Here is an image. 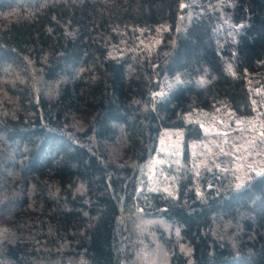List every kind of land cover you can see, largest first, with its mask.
<instances>
[{
    "label": "trees",
    "instance_id": "16d2710c",
    "mask_svg": "<svg viewBox=\"0 0 264 264\" xmlns=\"http://www.w3.org/2000/svg\"><path fill=\"white\" fill-rule=\"evenodd\" d=\"M262 100L264 0H0V264H264Z\"/></svg>",
    "mask_w": 264,
    "mask_h": 264
},
{
    "label": "rangeland",
    "instance_id": "374dc122",
    "mask_svg": "<svg viewBox=\"0 0 264 264\" xmlns=\"http://www.w3.org/2000/svg\"><path fill=\"white\" fill-rule=\"evenodd\" d=\"M263 89V88H261ZM263 104L261 105V109H264V100ZM259 109V108H258ZM208 114H205L203 119L200 117L193 116L192 119H197L200 123H203L209 130V132L213 133L214 130L218 129V127L213 124L207 123L205 121V117ZM260 117L256 116L252 119H245L243 122L249 124V127L246 128V133L242 134V136H234L232 138L233 143L235 144V148L231 150V152L235 155H239L240 153L244 156V160H235L233 163L237 166L241 173L248 172L250 169H254L255 171H261L264 168V141L262 137L258 136L262 135L263 128H259L261 121ZM237 123V121H236ZM258 128V129H257ZM250 132V134H249ZM215 141V139L207 138L204 143H210ZM183 144V130L180 128H170L165 129L160 137V144L158 147L159 153H169V152H176L179 153L180 149ZM204 153L209 152L207 148L202 149ZM155 158L151 161L150 168H149V175H153L154 167L158 166L161 163V160L164 159V156L155 154ZM247 166V167H245ZM158 171V167L156 169ZM148 224L151 223L155 224V220H146ZM153 253V261L157 264H169L167 261V257L165 256L164 252L161 249L156 248L154 252H150V255Z\"/></svg>",
    "mask_w": 264,
    "mask_h": 264
}]
</instances>
